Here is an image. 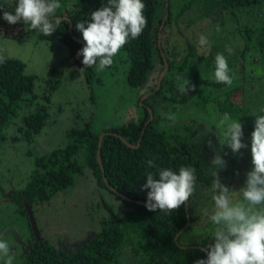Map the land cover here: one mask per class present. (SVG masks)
I'll return each mask as SVG.
<instances>
[{"label": "rangeland", "instance_id": "rangeland-1", "mask_svg": "<svg viewBox=\"0 0 264 264\" xmlns=\"http://www.w3.org/2000/svg\"><path fill=\"white\" fill-rule=\"evenodd\" d=\"M69 1L59 2L66 5ZM167 4L168 20L160 38L171 69L163 74L176 88L179 83L177 74L187 76L190 83L194 75L199 80H208L195 89L185 104H167L163 85L160 93L147 96V88L153 92L157 75L163 67L160 60L157 62L156 54L153 55V70L145 75L147 81L129 88L124 82L128 64L122 49L113 57L112 65L103 71H99L96 65L90 67L91 77L85 81L80 66L82 59H71L64 43L42 39L38 31H29L23 23L19 27L21 31L12 37L0 32V56L19 61L24 67L23 73L33 77L31 92L36 94L39 105L47 106L48 114L46 122L28 141L19 136L15 125L5 130L6 139L0 146V237L9 244L11 255L20 256L29 238L25 219L14 216L7 195L22 187L33 168L34 156L62 145L63 133L76 118L88 121L90 130L97 134L136 123L144 115L140 102L144 99L150 107L148 113L153 114V131L162 133L169 144H196L210 159H214L215 151H220L226 163L225 167L217 169L216 178L232 191L229 194L232 202L241 198L238 191L253 167L250 152L253 115L264 108V45L259 47L257 42L264 40L260 34L264 33V7L224 9L219 0H168ZM159 8L157 4L154 9L161 12ZM14 9L15 3L11 0H0L1 24L5 22L3 11L14 13ZM163 17L164 14L160 15V21ZM216 25L220 31H216ZM6 26L4 30L9 31L7 22ZM201 35L208 41L203 48L199 44ZM226 45L234 49V54L225 51ZM217 53H223L227 59L229 75L233 79L231 86H210L211 81L216 83L208 77L214 72ZM52 79L56 82L46 92L44 82ZM32 108L33 105L28 106V109ZM225 113L231 118L227 123L238 120L243 125L242 142L247 147L237 153L220 144L225 130L220 126V120ZM169 115L175 116V122L166 118ZM87 174L83 169V175L75 177L71 187L55 192L46 201L30 208L37 236L66 252L74 251L95 233L102 202L116 213L121 211L112 194L97 187ZM214 179L213 176L209 184H199L194 189L189 209L194 222L182 238L185 245L193 242L205 248L212 243L209 236L214 226L203 212L208 209L211 214L214 207ZM5 259L0 257V262ZM126 259L124 255L121 261L126 263Z\"/></svg>", "mask_w": 264, "mask_h": 264}, {"label": "trees", "instance_id": "trees-1", "mask_svg": "<svg viewBox=\"0 0 264 264\" xmlns=\"http://www.w3.org/2000/svg\"><path fill=\"white\" fill-rule=\"evenodd\" d=\"M11 1L15 3V0ZM219 1L222 8L231 10L241 6L264 7V0ZM142 2L146 6L144 15L147 18V25L139 38L130 40L122 48L128 64L124 82L129 88H136L144 83L146 73L153 70L155 54L157 62L160 60V66H163L162 57H164L166 73L171 69L170 60L162 50L160 38L168 20L166 9L168 0H142ZM106 4L107 0H70L56 10L55 15L62 18L60 27L50 36L45 37L40 32L38 36L64 43L69 57L73 59L81 45L84 46V41L75 25L86 20L91 22V13ZM157 4L161 7L159 8L161 12L155 11ZM162 14L164 17L160 22ZM68 23L69 30H67ZM20 25L21 23L9 24L11 30L6 31L3 28L7 27L5 21L3 24L0 23V32L12 37V34L17 35L21 31ZM260 34L264 38V33ZM257 42L259 47L264 45V40ZM79 59L82 57L79 56ZM80 66L83 68L84 80H89L90 67L84 68L83 64ZM23 68V65L14 59L4 58L3 62H0V146L6 139L4 132L8 127L16 125L19 136L28 141L48 118L47 106L39 105L35 100L36 94L31 92L33 77L25 75ZM52 80V83L49 80L44 82L46 92L53 88L56 80ZM207 81L199 80V77L194 75L191 83L195 86L194 90L181 94L168 82L166 74H162L158 87L153 92L147 88L146 91L149 92L147 96L160 93V87L163 85L167 104H185L194 95L195 89ZM212 85L216 88L222 84L211 81L210 86ZM40 98L42 100V92ZM145 101L146 99L140 101L144 115L136 123L116 126L101 132L97 154L100 165L94 157L98 134L90 130L88 121L79 118L73 119L63 133L62 145L55 146L47 153L34 156L33 168L22 187L13 189L7 195L14 216L25 219L29 238L22 249L23 253L19 254L20 256L13 255L15 257L13 264H194V261L206 258L202 245L193 242L185 245L182 242L183 236L194 222L189 211L192 196L185 202V210L182 205L171 215H166L159 210L149 211L145 208L148 190H141V186L146 182V172L156 173L159 168H171L178 172L181 166H191L196 169L195 188L199 184H209L215 170L210 163L213 159L205 157L196 144L188 146L183 142L177 146L172 145L165 140L162 133L153 131L151 120L147 121L149 117L147 109L150 107ZM29 105H33L34 109H28ZM22 111V115H19ZM145 123L146 126L141 132ZM217 154L221 155L220 151H215V156ZM221 157L223 158L222 155ZM148 161H152L155 167L149 168ZM83 169L87 170V175L97 187H102L112 194V197L118 201L121 211L116 213L108 204L102 202L95 233L85 239L74 251L66 252L39 238L37 233L34 236L23 206H26L30 212L33 204L46 201L55 192L68 189L72 186L75 177L83 175ZM185 215L186 228L174 239L185 223ZM124 255L127 257L126 263L121 261ZM0 264H4V260Z\"/></svg>", "mask_w": 264, "mask_h": 264}, {"label": "clouds", "instance_id": "clouds-1", "mask_svg": "<svg viewBox=\"0 0 264 264\" xmlns=\"http://www.w3.org/2000/svg\"><path fill=\"white\" fill-rule=\"evenodd\" d=\"M145 7L142 0H107L105 6L91 13V22H78L75 28L84 41L83 48L78 52L82 57L80 64L84 68L96 65L99 71L110 67L113 57L130 40L142 34L147 25ZM60 8L59 0H15L14 13L3 11L2 18L10 25L23 23L29 31H38L46 37L62 24L61 16L55 15ZM215 29L220 31L219 25ZM199 44L201 48L208 45L205 36H200ZM225 51L229 55L234 54L230 46L226 45ZM3 60L4 57L0 56V62ZM208 79L232 85L233 79L223 53L216 54L214 72ZM176 80L181 94L194 90L195 86L187 76L177 74ZM253 116L255 121L250 144L253 167L238 191L240 199L232 202L229 195L232 191L216 178L217 169L225 167L226 163L221 155L217 154L210 162L215 169L212 173L215 178L212 183L214 207L211 214L208 209H204L203 214L214 226L209 236L212 243L202 249L207 253L206 258L198 259L194 264H264V108ZM166 118L173 122L176 119L174 115ZM230 119L225 113L220 120V126L225 127L220 144L237 153L247 147L242 142L243 125L238 120L227 123ZM147 166L155 167L152 161H148ZM195 172L196 169L191 166H181L178 172L171 168H159L156 173L146 172V182L141 186V190H148L145 208L171 215L193 195ZM10 251L9 244L0 237V257H6L4 264H13L15 257Z\"/></svg>", "mask_w": 264, "mask_h": 264}, {"label": "water", "instance_id": "water-1", "mask_svg": "<svg viewBox=\"0 0 264 264\" xmlns=\"http://www.w3.org/2000/svg\"><path fill=\"white\" fill-rule=\"evenodd\" d=\"M160 22H162V19H161ZM69 28H70V24L68 23V24H67V30H69ZM82 48H83V45H81L80 49H82ZM80 49H79V50L75 53V55H74L75 59H77L78 61L80 60V59L78 58V57H79L78 52L80 51ZM162 60H163V67H162V70H161V71L158 73V75H157L154 89H155L156 87H158L159 80H160V78H161L163 72H164V71L166 70V68H167V67H166V61H165L164 57H162ZM80 63H82V62L80 61ZM151 118H152V116H151V112L149 111V117H148V120H147V121H150ZM145 126H146V123L143 125V128H142L141 132L143 131V129L145 128ZM141 132H140V134H141ZM101 134H102V133L98 134V135H97V139H96V148H95V156H94V157H95V160L97 161V164H99L97 154H98V149H99V138L101 137ZM140 134H139V136H140ZM135 145H136V144H135ZM99 165H100V164H99ZM101 172H102V170H101ZM23 208H24V211H25V215H26V218H27L28 225H29V227L31 228V230L33 231V233L35 234L36 231H35V228L33 227V222H32V219H31L30 212L28 211V209L26 208V206H23ZM183 209L185 210V204L183 205ZM186 225H187V218H186V215H185V223L183 224L182 228H180V229L178 230V232H177V234L175 235L174 239L176 238V236H177V235H178V234H179L184 228H186ZM204 254H205V256L207 255L206 252H204Z\"/></svg>", "mask_w": 264, "mask_h": 264}]
</instances>
